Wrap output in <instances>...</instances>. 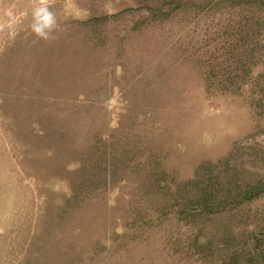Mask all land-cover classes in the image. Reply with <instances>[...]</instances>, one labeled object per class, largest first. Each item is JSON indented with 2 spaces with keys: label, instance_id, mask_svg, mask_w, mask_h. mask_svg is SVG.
Masks as SVG:
<instances>
[{
  "label": "rangeland",
  "instance_id": "1",
  "mask_svg": "<svg viewBox=\"0 0 264 264\" xmlns=\"http://www.w3.org/2000/svg\"><path fill=\"white\" fill-rule=\"evenodd\" d=\"M9 5L0 264H264V0Z\"/></svg>",
  "mask_w": 264,
  "mask_h": 264
},
{
  "label": "clouds",
  "instance_id": "2",
  "mask_svg": "<svg viewBox=\"0 0 264 264\" xmlns=\"http://www.w3.org/2000/svg\"><path fill=\"white\" fill-rule=\"evenodd\" d=\"M31 20L28 25L33 34L34 44L48 43L56 40L62 26L55 13V0H31ZM19 17L14 5L0 7V33L7 32L9 39L18 35Z\"/></svg>",
  "mask_w": 264,
  "mask_h": 264
},
{
  "label": "trees",
  "instance_id": "3",
  "mask_svg": "<svg viewBox=\"0 0 264 264\" xmlns=\"http://www.w3.org/2000/svg\"><path fill=\"white\" fill-rule=\"evenodd\" d=\"M180 3H183V1H181ZM186 4V3H185ZM80 95H83V94H80Z\"/></svg>",
  "mask_w": 264,
  "mask_h": 264
}]
</instances>
